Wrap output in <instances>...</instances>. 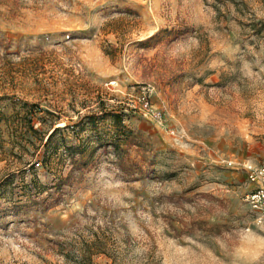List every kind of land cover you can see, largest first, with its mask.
I'll list each match as a JSON object with an SVG mask.
<instances>
[{
	"label": "rangeland",
	"instance_id": "1",
	"mask_svg": "<svg viewBox=\"0 0 264 264\" xmlns=\"http://www.w3.org/2000/svg\"><path fill=\"white\" fill-rule=\"evenodd\" d=\"M262 162L264 0H0V264H264Z\"/></svg>",
	"mask_w": 264,
	"mask_h": 264
},
{
	"label": "built area",
	"instance_id": "2",
	"mask_svg": "<svg viewBox=\"0 0 264 264\" xmlns=\"http://www.w3.org/2000/svg\"><path fill=\"white\" fill-rule=\"evenodd\" d=\"M136 105L142 110L150 111L155 117H161V111L155 109L150 101V87L148 86H143L139 91L136 104L133 103V106ZM34 163L39 165L40 161L37 160ZM246 169L251 188L246 193L245 199L253 214L254 220L257 223L262 222L264 220V162L248 164Z\"/></svg>",
	"mask_w": 264,
	"mask_h": 264
},
{
	"label": "trees",
	"instance_id": "3",
	"mask_svg": "<svg viewBox=\"0 0 264 264\" xmlns=\"http://www.w3.org/2000/svg\"><path fill=\"white\" fill-rule=\"evenodd\" d=\"M111 116L113 117V121L118 125H121L122 128H126V126L122 123L121 121V115L117 112H111ZM60 128L58 126H55L53 128H51V130L47 133V143L46 145L51 141L52 137L54 136V134L59 130ZM124 133V132H122Z\"/></svg>",
	"mask_w": 264,
	"mask_h": 264
}]
</instances>
